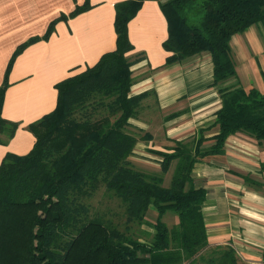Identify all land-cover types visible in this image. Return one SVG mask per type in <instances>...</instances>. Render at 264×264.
<instances>
[{
	"label": "trees",
	"instance_id": "trees-1",
	"mask_svg": "<svg viewBox=\"0 0 264 264\" xmlns=\"http://www.w3.org/2000/svg\"><path fill=\"white\" fill-rule=\"evenodd\" d=\"M144 1L115 3L114 48L58 81L55 107L29 125L32 148L22 155L8 152L0 162V264H192L198 258L205 264L236 263L232 249L208 247L201 212L206 191L194 186L191 171L203 157L221 154L226 138L237 132L264 147V91L238 84L220 88L221 105L210 126L200 128L196 139L149 148L159 158L158 172L138 169L130 156L149 136L131 130L128 120L147 92L131 93V66L137 60L128 57L134 49L128 24ZM157 1L167 23L164 66L208 52L213 85L236 78L231 37L253 24L264 28V0ZM89 7L85 0L69 16ZM61 18L13 52L0 85V111L13 60L28 44L47 38ZM210 127L217 132L204 148ZM16 128L0 114V135L11 137ZM101 184L121 202L122 222L92 216L87 200ZM151 206L154 221L147 218ZM167 211L177 215L171 226L162 219ZM142 225L152 233L142 232Z\"/></svg>",
	"mask_w": 264,
	"mask_h": 264
},
{
	"label": "crops",
	"instance_id": "crops-1",
	"mask_svg": "<svg viewBox=\"0 0 264 264\" xmlns=\"http://www.w3.org/2000/svg\"><path fill=\"white\" fill-rule=\"evenodd\" d=\"M119 1L88 0L87 10L69 16L85 0H0V85L15 49L32 37L42 36L53 19L64 16L55 22L47 38L28 44L9 68L0 114L17 128L11 137L0 135V162L8 152L22 155L32 148L35 137L29 125L55 107L54 85L93 65L101 54L114 48V6ZM128 36L134 46L129 59L141 58L131 66V93L147 92L137 115L128 120L131 130L139 128L149 136L134 146L130 156L134 164L151 162L159 171V158L149 153V148L162 150L174 146L175 141L196 139L198 130L214 121L221 105L220 88L238 84L264 91L261 24L231 37L236 78L218 85L212 84L208 52L164 66L162 42L167 23L157 0L143 2L128 24ZM255 80L259 85H254ZM216 132L217 127L206 130L202 147L213 144ZM262 162L264 147L253 137L237 132L226 138L221 154L203 157L191 171L194 186L206 191L201 212L208 247L232 249L235 264H264ZM172 170L164 175L165 186ZM149 212L152 220L156 218L153 206ZM166 218H171L172 225V216Z\"/></svg>",
	"mask_w": 264,
	"mask_h": 264
},
{
	"label": "rangeland",
	"instance_id": "rangeland-1",
	"mask_svg": "<svg viewBox=\"0 0 264 264\" xmlns=\"http://www.w3.org/2000/svg\"><path fill=\"white\" fill-rule=\"evenodd\" d=\"M162 1H165V0H162ZM193 12H195V9L190 11L191 14ZM232 56L234 58L233 52H232ZM140 59L141 58H136L137 61H135L134 64L138 62V60ZM253 83L254 85H259L260 82L258 80H255ZM149 160L153 161L151 159ZM135 166L138 169H141L147 172L153 173V172L158 171L157 166L153 165L151 162L150 164H147V165H141V163H135ZM168 176L169 175L167 174L166 182L169 180ZM87 202L90 204L92 216L100 217L101 219H104V220H110L111 222L113 221L114 223L116 221L122 222L123 218L121 217H122L123 207L121 206V202L117 198L113 197L107 190H105L102 184L100 185L99 189L94 193V195L89 200H87ZM150 213L151 212L147 214L148 220L150 221L155 220V218L152 220L153 217L152 215H150ZM168 215L172 216L173 224H175L177 222V215L172 211H167L163 215L162 219L166 222L167 225H169L171 223V218H166ZM135 229H138V228L135 227ZM139 229L142 230V232L146 231L148 233L150 232L152 233L153 231L152 228L147 225H142V228L140 227ZM149 238L150 236L147 237V239ZM141 239L144 240V238H141ZM200 260L201 259L198 258L196 259V262H199Z\"/></svg>",
	"mask_w": 264,
	"mask_h": 264
}]
</instances>
